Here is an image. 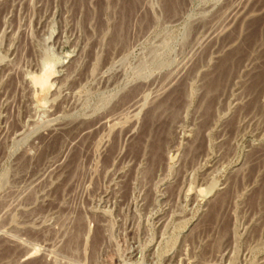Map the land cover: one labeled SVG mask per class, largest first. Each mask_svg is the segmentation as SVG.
I'll list each match as a JSON object with an SVG mask.
<instances>
[{
	"label": "rangeland",
	"instance_id": "rangeland-1",
	"mask_svg": "<svg viewBox=\"0 0 264 264\" xmlns=\"http://www.w3.org/2000/svg\"><path fill=\"white\" fill-rule=\"evenodd\" d=\"M0 264H264V0H0Z\"/></svg>",
	"mask_w": 264,
	"mask_h": 264
},
{
	"label": "bare ground",
	"instance_id": "bare-ground-1",
	"mask_svg": "<svg viewBox=\"0 0 264 264\" xmlns=\"http://www.w3.org/2000/svg\"><path fill=\"white\" fill-rule=\"evenodd\" d=\"M51 66V65H50ZM47 68V66L45 67V69ZM52 75V72L50 70H46L45 72L42 73V75L40 76V81L44 84H48L49 78ZM47 89V88H46ZM43 90V89H42ZM26 256V255H25ZM26 257H24V259H26Z\"/></svg>",
	"mask_w": 264,
	"mask_h": 264
}]
</instances>
